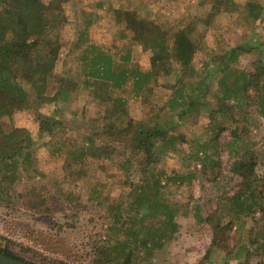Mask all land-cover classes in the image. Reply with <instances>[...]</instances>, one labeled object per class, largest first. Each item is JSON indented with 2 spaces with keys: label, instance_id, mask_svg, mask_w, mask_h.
<instances>
[{
  "label": "rangeland",
  "instance_id": "374dc122",
  "mask_svg": "<svg viewBox=\"0 0 264 264\" xmlns=\"http://www.w3.org/2000/svg\"><path fill=\"white\" fill-rule=\"evenodd\" d=\"M202 1L211 3L215 0H146L144 6L146 13L154 14L152 17L164 27L169 24L183 27L191 19H197V8ZM246 1L248 0H245V3ZM99 2L105 4L102 6ZM109 4L112 7L126 9H136L138 6L137 0H68L66 4L67 18L60 33L63 42L62 63L55 70V77L69 83L67 90L71 94L68 99L54 98L53 88L46 102L48 105L43 106L44 109L41 110L42 113L53 115L62 121L64 126L60 128L61 132H55L54 136L48 132H40L30 118L33 113L28 108L13 113L15 124L27 128L33 139L30 141L32 146L27 152L31 154L27 157L18 156L15 164L10 168L4 167L0 172V186L3 184L6 189L0 190L1 193L4 192L5 197L4 201L0 200V242L4 243L6 240L15 242L14 248L24 258L38 264H50L54 258L70 260L72 264L80 262L91 264L89 254L95 243L117 245L114 253L120 254L126 238H130L136 250L134 264H198L212 245L213 231L211 223L209 224L206 218L215 210L223 213L222 209L230 202L224 200V197L232 196L239 188L241 178L231 170L233 161L248 150H256L264 159V111L257 104L250 106L247 110L248 119L243 122L248 129L244 134L245 141L235 144H229L231 135L224 133L219 146L210 143L202 147L213 133L207 125L209 118L203 116L196 119L189 113L183 116V121L188 124L185 127L179 125L173 134L177 135L182 131L185 137L189 136V140L193 139L191 145L186 140L181 143L177 141L174 145L169 141L157 143L158 147H164L169 152L166 155L160 154L155 170L164 171L166 174L174 170L184 175L193 174L195 177L190 184L176 183L170 185L169 190H164L167 198L177 202L176 221L179 223V229L163 246L154 245L147 229L141 231L139 223L133 229H129L127 223L116 222L119 213L126 217L129 213L126 209L131 207V204L141 209V206L137 205L133 190L122 185L128 179L129 169L132 177L150 178L152 175L149 169L152 164L147 162L142 154L136 155L129 163L124 162V165L128 166L127 171L117 166L120 162L118 157L102 153L99 160L102 169L99 168L100 172L97 174L100 179L93 178L92 171L88 176H79L73 171L77 166H81V160L89 145L84 143L83 138L93 118L91 112L95 110L94 106L93 109L86 107L88 96L94 94V89L86 91L83 81L81 82L83 74L87 71L84 69L86 63L82 58L83 52L91 47L89 45L92 42L103 49L107 45V47L114 45L116 49L111 50V53L117 59L124 53V47L130 45L132 38L129 36L130 30L124 23L111 17L113 14ZM140 13L142 15L139 16L143 19L147 18L144 10ZM247 19L245 21L242 19L243 23L223 20L217 28L215 22L214 27L208 30L207 36L204 37L205 49L198 53L193 67L187 74L188 80L184 81L191 82L195 78L205 80L204 71L215 72L216 61L211 60L207 52L222 53L230 46L248 41L261 47L257 51L242 54L239 62L231 65V68L254 70V63L260 58L264 60V8L258 20L249 17ZM159 40L166 41V38L157 37L144 46L133 40L132 46H136L133 57L138 59L139 69L143 71L150 69L148 51L154 50ZM258 52H261L262 56ZM207 62L210 63L208 68L205 67ZM219 75L220 73L216 81L220 79ZM96 90L99 91V95L104 94L103 89ZM113 92L117 98H123L128 102L129 112L133 118L144 119L140 124L136 123L138 126L145 127L150 124L144 122H150L151 116L169 114L176 117L181 109L177 103L176 105L169 103L172 91L157 85L150 86L138 94L132 79H129L125 85ZM213 94L212 91V97ZM197 112L194 111L195 114ZM110 140L109 136L104 135L98 143L105 144ZM59 146H63L64 149L61 147V150H58ZM205 160L221 165L220 171L218 165L215 167L220 175L216 181L213 179V170L204 165ZM63 162H66L69 171L63 169ZM204 169L207 170V175L204 174ZM257 174L260 178V188L264 189V160ZM33 188L37 190L39 199L40 196L44 199L45 206L49 207L50 211L30 208L29 205L40 203L37 197L27 196L29 190ZM260 199L259 193L256 192V202ZM221 216L223 222H227L226 215ZM142 217L145 228L155 226L154 230H158L163 226L161 222L164 217L160 215L148 212ZM241 223H243L241 228L234 227L232 231L233 240L229 250L233 253L229 256V264H240L244 261L251 226L264 232V211H261V208L257 209L254 218L243 216ZM131 230L133 233L137 231V234L129 235ZM142 236L151 239L147 247L142 246ZM135 237L137 239H134ZM224 244L217 246L213 251L217 253L218 259L228 249L224 248ZM263 244L262 241V248H254L251 264H262ZM25 247L31 248L32 251L25 252L23 250ZM34 251L39 252L40 256H36Z\"/></svg>",
  "mask_w": 264,
  "mask_h": 264
},
{
  "label": "trees",
  "instance_id": "16d2710c",
  "mask_svg": "<svg viewBox=\"0 0 264 264\" xmlns=\"http://www.w3.org/2000/svg\"><path fill=\"white\" fill-rule=\"evenodd\" d=\"M145 1L137 0L136 9L112 7L109 4L113 14L111 17L115 21L124 23L130 30L129 36L132 37L130 45L124 47V53L117 59L111 53V50L116 49L114 45L109 47L107 45L103 49L92 42L89 45L91 47L83 52L82 58L86 63L84 69L87 71L83 74L81 82L83 81L86 91L94 89V94L88 96L86 107L93 109L94 106L95 110L90 111L93 118L83 138L84 143L89 145L81 160V166H77L73 171L79 176H88L92 171L93 178L100 179L97 174L102 167L99 165L102 153L118 157L120 162L117 166L127 171L128 166H125L124 162L129 163L132 157L142 154L143 158L152 164L149 169L152 176L150 178L132 177L129 169L128 179L122 184L133 190L137 205L141 206V209L131 204V207L126 209L129 212L126 217L119 213L116 222L127 223L129 229H133L139 223L141 231L147 229L154 245L161 247L179 229V223L176 221L177 202L167 198L164 190H169L170 185L176 183L190 184L195 177L193 174L184 175L174 170L169 174L155 170L160 154L166 155L169 152L164 147H158V144L161 141L162 143L169 141L172 145L177 141L180 143L189 141L191 145L193 139L189 140V136L185 137L180 129V133L173 134L179 125L185 127L188 124L183 121V116L187 113L196 119L203 116L209 118L207 125L213 133L202 147L210 143L219 146L220 138L224 133L231 135L229 144L245 141L244 134L248 129L243 122L248 119L247 110L251 105L257 104L264 111V60L258 59L254 63L255 69L248 71L237 67L231 68V65L238 63L242 54L257 51L261 46L248 41L230 46L222 53L207 52V56L216 61L215 72L204 71L205 80L200 81L199 78L191 82L184 80H188L187 74L193 67L200 50L205 49L204 37L207 36L208 30L214 27V23L216 22L215 28H217L223 20L242 22V19L245 21L248 17L258 20L264 8V0H248L246 3L245 0H215L211 3L202 1L197 8V19H191L183 27L171 24L164 27L161 23L159 24V21L153 18L154 14L146 13ZM67 2L68 0L48 2L46 0H0V172L4 167L10 168L15 164L18 156L27 157L31 154L27 152L32 146L30 142L33 139L32 134L27 128L15 124L13 113L16 110L24 108L31 110L33 115L30 118L40 132H48L54 136V133L61 132L60 128L64 126L59 118L44 114L41 110L44 109L43 106L48 105L46 102L53 88H55L54 98L68 99L71 94L70 91L68 92L69 83L55 77V70L62 63L63 42L60 33L67 18L65 9ZM104 4L99 2V5ZM142 10L147 15L146 19L139 16L142 15L140 13ZM157 37H165L166 41H157L154 50L148 51L150 69L143 71L138 67V59L133 57L136 48L132 46L133 40L144 46ZM258 53L262 56L261 52ZM209 64V62L205 63V67L208 68ZM219 73L220 79L216 81ZM129 79H132L138 94L153 85L170 89L172 98L169 103L175 105L177 103L181 108L176 117L172 115L175 117L173 118L169 114L151 116L149 119L152 122L150 120V122H144L150 124L145 127L136 125L144 119L133 118L129 112L128 102H125L123 98H117L113 92L116 88L125 85ZM97 88L103 89L104 94L99 95ZM194 111L198 112L195 114ZM241 125H243L242 128H240ZM104 135L111 138L110 142L99 144L98 141ZM61 147L64 149L63 146H59L58 150H61ZM262 160L264 159L261 158V153L248 150L242 152L233 161L231 170L241 178L239 188L232 196L224 197V200L230 202L222 209L223 213L215 210L206 218V221L211 223L213 231L212 245L198 264L220 262L229 264V256L233 253L229 248L233 240L234 227L241 228L243 216L254 218L257 209L261 208V211H264V189L260 188V178L257 174L258 169L262 167ZM63 163V169L69 171L66 162ZM203 163L213 170V179L216 181L220 176L221 165L207 160ZM217 165L219 171L215 169ZM203 172L205 175L208 173L205 169ZM0 190H6L5 185L2 184ZM256 192L261 197L259 202L255 200ZM27 194L28 198L37 197V201L40 202L29 205L30 208L50 211L49 207L45 206L44 199L41 196L39 199L37 196L35 188L29 190ZM4 199V192L0 191V200L4 201ZM148 212L164 217L161 222L163 226L160 229L154 230L155 226L148 228L143 226L142 215ZM221 215H226L227 222H223ZM131 234L136 235L137 231L133 233L131 230L129 235ZM156 236L158 239H155ZM130 240L126 238L120 254L114 253L117 245L95 243L89 254L91 264H134L136 250ZM149 240L151 239L142 236V246L150 245ZM262 241L264 242V232L251 226L247 245L249 248H246V257L240 264H251L250 259L254 254V248H262ZM223 243H225L224 248L228 249L218 259L217 253L213 251ZM13 244L15 242L11 240L0 242V253L30 264H38L24 258ZM23 250L32 251L31 248L26 247ZM34 254L40 256L37 251H34ZM50 264H72V262L54 258ZM80 264L83 263L80 262Z\"/></svg>",
  "mask_w": 264,
  "mask_h": 264
},
{
  "label": "water",
  "instance_id": "95a60500",
  "mask_svg": "<svg viewBox=\"0 0 264 264\" xmlns=\"http://www.w3.org/2000/svg\"><path fill=\"white\" fill-rule=\"evenodd\" d=\"M0 264H30V263L0 253Z\"/></svg>",
  "mask_w": 264,
  "mask_h": 264
}]
</instances>
